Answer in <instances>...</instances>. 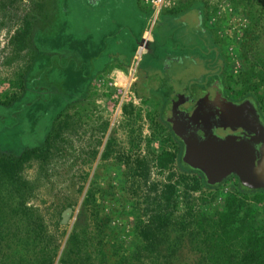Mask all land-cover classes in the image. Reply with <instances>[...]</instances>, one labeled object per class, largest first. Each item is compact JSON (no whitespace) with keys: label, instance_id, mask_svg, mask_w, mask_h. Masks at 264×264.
<instances>
[{"label":"rangeland","instance_id":"374dc122","mask_svg":"<svg viewBox=\"0 0 264 264\" xmlns=\"http://www.w3.org/2000/svg\"><path fill=\"white\" fill-rule=\"evenodd\" d=\"M141 1L138 12L129 0H99L90 16L89 0H0V149L19 155L45 146L20 170L23 192L1 189L0 225L23 224L4 239L0 228V264H214L201 214L222 211L231 195L264 228V190L244 191L236 176L208 185L185 166L172 136L165 145L177 155L172 169H154V143L160 140V150L164 144L152 139L149 117H163L160 92L204 91L215 73L232 98L251 91L264 113V0H171L159 13ZM103 15L110 17L101 22ZM146 37L139 54L135 47ZM43 45L58 59L42 62ZM105 54L138 60L137 73L148 74L131 87L153 86L143 91L147 121L127 105L112 124L115 91L102 83L105 76L99 90L70 98L78 71L99 72ZM168 185L175 191L166 192ZM38 232L49 253L31 258ZM214 249L217 263L226 264L225 252Z\"/></svg>","mask_w":264,"mask_h":264},{"label":"water","instance_id":"95a60500","mask_svg":"<svg viewBox=\"0 0 264 264\" xmlns=\"http://www.w3.org/2000/svg\"><path fill=\"white\" fill-rule=\"evenodd\" d=\"M218 82V90L214 87L196 103V113L204 115L206 121H198L192 113L186 120H170L175 128L176 123L182 124L180 130L176 128L184 144L182 161L201 172L211 185L236 176L243 186L262 189L264 118L259 105L251 96L239 101L228 99ZM175 110L173 104L174 113Z\"/></svg>","mask_w":264,"mask_h":264},{"label":"trees","instance_id":"16d2710c","mask_svg":"<svg viewBox=\"0 0 264 264\" xmlns=\"http://www.w3.org/2000/svg\"><path fill=\"white\" fill-rule=\"evenodd\" d=\"M221 77L224 80L223 75H221ZM135 90L137 95L143 96V88L140 90ZM248 96L253 97L259 105L258 99L254 96L253 93H251V91H248L246 95L240 99H243ZM259 108L261 109L260 105ZM149 117L154 128L153 138L162 139L164 144L160 152L154 157L156 165L161 171H170L173 167L177 155L172 149L165 147V145H168L167 143H169V141H171L172 143L171 134L167 132V136L165 138L160 137V134L166 131V126L164 124L165 120L163 118L164 116L156 117L155 114L152 115V113H149ZM44 149L45 146H35L25 150L19 155L7 154L5 152H2L0 149V180L4 178L11 182L0 183V193L1 189L5 186L9 188H7L9 192H23L22 186L24 185V183L20 182V170L22 169L23 164L28 159H30L32 155L37 156L40 152H43ZM106 152L104 156H107L108 153ZM136 168L137 167H135V169ZM145 169H147V167ZM199 173L201 174V172ZM171 177L172 174L169 175L170 180L172 179ZM198 184L199 183H194V185L191 187H193L194 189L199 188ZM239 184L240 186L244 187V191H250L248 188H245V186H243L240 181ZM168 188L173 192L175 191L176 186H166V192ZM2 205L4 206L3 203ZM21 206L25 208V199L21 203ZM9 210L10 212H15L18 209L11 208L10 206ZM252 215L253 214L251 208L245 207L243 200H241L237 195H231L228 198L227 204H225L224 209L222 211H215L213 214H201L202 221L200 222V230L203 232L199 233L203 235L206 240H210L209 245H212V249L215 253L214 264H218L217 259H219V253H216L214 249L215 246L220 247V249L223 250L222 252H225V254L227 255L226 264H264V228L262 227L263 225H261L260 227H256L253 224ZM30 221L31 223L28 224L29 226H33V224L36 223V221H33L32 218L30 219ZM19 222L20 219L15 220L14 223L16 224L13 223V226L8 223L3 224L4 227L3 225H0L1 238L4 239L13 234L14 232H12V229L14 230V227L20 228V225L23 223ZM199 233L197 234L199 235ZM42 236L43 235L40 232L36 233L35 237L31 235L32 241L35 242L33 246V251L31 252L32 256H30L31 258H37L40 257L42 254L49 253H45V251H47L49 247L47 246V244H44ZM237 244L239 245L238 248L235 247ZM39 248L41 249V252L38 251ZM2 250L3 249L0 247V260L4 256ZM29 254L30 253L24 254V256L27 257Z\"/></svg>","mask_w":264,"mask_h":264},{"label":"crops","instance_id":"0c3cea01","mask_svg":"<svg viewBox=\"0 0 264 264\" xmlns=\"http://www.w3.org/2000/svg\"><path fill=\"white\" fill-rule=\"evenodd\" d=\"M89 1H90L89 7H91L90 9L92 11L90 13V10L88 9L87 14L92 16L93 10H94V8H93L94 3H96L97 1L99 2V0H89ZM129 2H130L129 4H130V7L132 8V10L138 11V12L141 11V8L143 7L141 0H129ZM116 7H117V9H119L118 6H116ZM163 9L170 10L167 7L163 8ZM108 16L110 17V15H108ZM108 16L107 17H106V15L101 16L100 17L101 22L104 20H107V18L109 19ZM142 42L139 44V46L136 45V47H135V50H137V52L139 54L141 53ZM46 47H49V46L43 45V49H42L43 50V56L41 58L42 59L41 61L45 62V61L50 60V59L57 60L58 59L57 56L54 55L55 52L52 51L51 48H49V50H46ZM122 50H124L123 45L120 46L119 52H122ZM51 51H52V53H51ZM104 57H105V60L103 61V65L98 67V68H100L99 72H97L95 74H89L86 76V74H83L81 71H78L79 74H81V77H80L81 83L79 82V83H75L73 85V87L71 88L70 91L75 93V95H69L70 98L73 96V98L75 99V97L76 98L79 97V95L81 93H86V92H89L91 90H92V92H94V90H99L96 86H97V84H99L98 81L100 79L99 77H101V76H102V78H103V76H105L104 79H102L103 80L102 83H105V81H107L106 82L107 83L106 88L107 89L112 88V91H116V87H118V86H124L126 84L127 85L132 84V86H133V84L135 85L138 75L140 77L142 76L141 80L144 79V81H148V74H146L144 71L140 70L139 73H137V71H136V73H134V71H135L134 66H133V65H135L134 60L131 61L130 63H128L127 61H122L121 59H123V58L120 59L116 55L110 56L109 54H105ZM87 59H89V56L87 57ZM118 59H120V61H118ZM44 65L47 66L46 63H44ZM132 66H133V68H132ZM166 68H168V67H166ZM87 70L88 69H86L85 71H87ZM84 77H86L85 82H84V79H85ZM110 77L113 78L112 81H108V80H110ZM136 84L139 85V83H136ZM104 85H102V86H104ZM99 86H100V84H99ZM148 89H149V91H150V89L154 91L152 84L149 82L145 85L143 91L147 92ZM66 91H68V90H66ZM70 91H68V92L71 93ZM141 97H144V95ZM74 99H73V102H76ZM58 104H59L58 105L59 110L61 111L64 108V107H62L63 102L60 101V102H58ZM76 108L79 110L80 107L76 106Z\"/></svg>","mask_w":264,"mask_h":264},{"label":"flooded vegetation","instance_id":"af4514ba","mask_svg":"<svg viewBox=\"0 0 264 264\" xmlns=\"http://www.w3.org/2000/svg\"><path fill=\"white\" fill-rule=\"evenodd\" d=\"M222 75L220 73L214 74V79L210 81V87H208L206 90L195 93V92H178L174 90H163L160 92L161 99H162V105H161V115L164 116L165 120V126L167 128V131L171 134V136L174 138L175 143L182 149L184 144L182 140L177 136V129L180 130L181 123H176L178 126L175 128V125L171 122L173 120H186V116L189 114L195 115L194 118L197 119L200 122L206 121V117L202 115L201 113L197 114V106L196 103L199 99L204 97L210 90H212L214 87L215 91L218 90L217 87V81L220 86H222L223 94L225 97L232 101H239L241 99H235L232 98L226 91V86L224 84V80L222 78H217V76ZM173 104L176 105L175 113L173 112ZM262 117L264 118V115L262 113V110L259 108ZM166 114V117H165ZM174 115V116H173ZM192 115V117H193ZM172 118V120H171ZM171 120V121H170ZM185 166L188 168V166L185 164ZM248 188V187H246ZM250 191H261L262 189H251L248 188Z\"/></svg>","mask_w":264,"mask_h":264},{"label":"built area","instance_id":"2783aa9c","mask_svg":"<svg viewBox=\"0 0 264 264\" xmlns=\"http://www.w3.org/2000/svg\"><path fill=\"white\" fill-rule=\"evenodd\" d=\"M144 2L150 4L157 13H159L163 8H166L168 6H170V2L171 0H144ZM148 41L149 39L146 37L142 44H141V51H143L144 49L147 48L148 46ZM134 66V73H136L137 71V66H138V60H136ZM132 66V68H133ZM132 84L129 85H124V86H118L116 87V91L114 94H112V98H113V104L111 105V109H114V112L116 113V118L115 121H112V124H117L119 123L118 118H122L124 115V109L127 105L132 106L136 111H138L140 113V117L144 120H146L147 117V110L149 107V104H145L146 102L144 101V98L137 95L136 91H133L131 89ZM145 102V103H144ZM148 105V106H147ZM150 111V110H149ZM150 124V121L148 122ZM152 123V122H151ZM150 126V125H149ZM151 129L154 131L153 126L151 125ZM167 133V131H165ZM154 133V132H153ZM167 135L164 136V138ZM157 140V138H152ZM160 141V140H159ZM155 142L154 143V148H155V152L156 154H158L160 152V142ZM169 143L171 144V141H169ZM153 144V143H151ZM155 154V155H156ZM153 167L156 170H160L158 168V166L156 165V162H153ZM151 167V169L153 168Z\"/></svg>","mask_w":264,"mask_h":264}]
</instances>
